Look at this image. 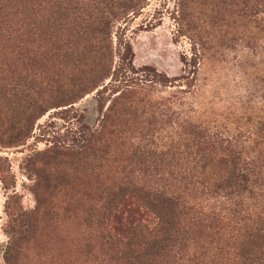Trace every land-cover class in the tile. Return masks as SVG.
Masks as SVG:
<instances>
[{
  "label": "rangeland",
  "instance_id": "rangeland-1",
  "mask_svg": "<svg viewBox=\"0 0 264 264\" xmlns=\"http://www.w3.org/2000/svg\"><path fill=\"white\" fill-rule=\"evenodd\" d=\"M245 4L148 0L111 29V76L57 107L58 66H30L23 51L11 57L15 35L24 48L8 22L19 7L0 0V264H111L97 221L110 180L150 184L152 151L166 150L187 123L234 137L232 145L264 143V15L252 30ZM53 47L43 42L41 53ZM31 104L46 111L29 116ZM127 204L131 215L116 223H146Z\"/></svg>",
  "mask_w": 264,
  "mask_h": 264
},
{
  "label": "trees",
  "instance_id": "trees-1",
  "mask_svg": "<svg viewBox=\"0 0 264 264\" xmlns=\"http://www.w3.org/2000/svg\"><path fill=\"white\" fill-rule=\"evenodd\" d=\"M147 1L12 0L19 9L8 22L19 27L24 48L16 50L21 37L15 35L10 55L23 51L30 66L54 62L55 105H73L111 76V29ZM247 1L250 28L259 29L264 0ZM43 42L53 49L41 53ZM154 106L152 101V124L160 119ZM45 109L27 107L33 117ZM182 130L166 150L152 151L150 184L110 180L97 221L108 234L111 264H264V143L232 145L234 137L192 123ZM129 200L144 210L134 214L147 220H137L133 229L125 228L127 221L116 223L122 213L131 215Z\"/></svg>",
  "mask_w": 264,
  "mask_h": 264
}]
</instances>
